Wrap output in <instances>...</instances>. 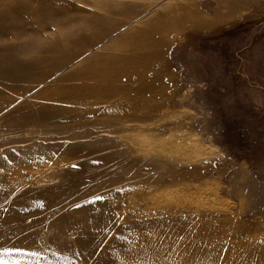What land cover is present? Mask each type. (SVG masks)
Masks as SVG:
<instances>
[{"label": "rangeland", "instance_id": "374dc122", "mask_svg": "<svg viewBox=\"0 0 264 264\" xmlns=\"http://www.w3.org/2000/svg\"><path fill=\"white\" fill-rule=\"evenodd\" d=\"M111 1L0 0V264H264V0H196L174 101L138 123L118 45L171 0ZM167 234L213 248L155 257Z\"/></svg>", "mask_w": 264, "mask_h": 264}, {"label": "crops", "instance_id": "0c3cea01", "mask_svg": "<svg viewBox=\"0 0 264 264\" xmlns=\"http://www.w3.org/2000/svg\"><path fill=\"white\" fill-rule=\"evenodd\" d=\"M125 2L120 0L117 2L111 1L109 5L114 4L115 7L116 4V6H118V8H114L116 15L138 16L142 14L144 10H150V6L153 4L150 3L151 0H132L130 3L127 1ZM127 4L129 6L128 8ZM192 4L193 7L197 9L196 0H193ZM192 4L191 0H177L166 9L169 14L167 12L163 13V16H159V18L158 15L154 17H151V15L147 23L146 20L140 24L130 25L133 27L127 32L131 31V33L119 42L118 51H120L119 53L121 56L124 55L126 62H124L123 67H121L124 71L120 69V71H118V77L116 79H111V88L114 90V94L118 96V101H115V104L119 105V110L121 112L130 113L128 118L126 116L125 118L123 117L125 120H132L138 123L148 118L157 117L160 112L168 109L170 102L174 101L176 90L178 89L176 88L175 82L178 77L176 73L171 70L169 55L174 44L173 35L181 29L177 31L174 28H168L165 29L167 30L165 32L163 25L165 23V17L171 14L174 18H178L179 14H177V12H179L180 9L185 10V8L188 11H182V21L187 19L190 20L189 17L193 15L196 17L195 19L200 21V24H203V20L201 22V19L196 15L198 11L195 9V12L197 11L196 13L191 12V9H193V7H191ZM106 5H108L107 1L104 2V6ZM174 8L175 11H172ZM158 10H160V8L155 12L157 13ZM187 15H189V17ZM192 23L196 24V20ZM91 26H95V23H92ZM124 34L122 36H124ZM138 36L141 37L140 40H136ZM129 37L133 38L130 39ZM140 42L143 46L136 48L138 44L141 45ZM133 45L135 46L132 48ZM127 51L131 52L128 53ZM132 52L136 54H132ZM152 52L153 54H150ZM116 91L117 93H115ZM139 112H146L147 116L141 118L138 115Z\"/></svg>", "mask_w": 264, "mask_h": 264}, {"label": "bare ground", "instance_id": "6f19581e", "mask_svg": "<svg viewBox=\"0 0 264 264\" xmlns=\"http://www.w3.org/2000/svg\"><path fill=\"white\" fill-rule=\"evenodd\" d=\"M177 1V0H176ZM175 0H171L170 1V3H169V7H170V5L171 4H173V3H175L176 2ZM182 1V0H181ZM191 7H193V6H191ZM175 8H176V6H175ZM175 8H174V10H172V11H175ZM166 9H168V8H166ZM165 8H163L162 9V11L160 12V10H159V13L157 14L158 15V18H159V16H163V13H168V11L166 10ZM173 9V8H172ZM195 9L196 8H194L193 7V9H191V12H194V13H196L195 12ZM177 10V9H176ZM184 9H180L179 10V12H177V14H179L178 15V18H174V16L173 15H171L170 14V16H167V17H165L164 19V21H165V23H164V25H163V27H164V30L165 29H168V28H174V29H176V28H181V25H182V23L184 22V21H182V17H183V11ZM197 10V9H196ZM184 11H186V8H185V10ZM190 12V13H191ZM201 12V11H200ZM186 13V12H185ZM169 14V13H168ZM167 14V15H168ZM199 14V13H198ZM156 15V16H157ZM186 15V14H185ZM188 16V15H187ZM189 17V16H188ZM193 16H190L189 17V19H191ZM225 17V16H224ZM196 18V17H195ZM194 18V19H195ZM199 19H201V18H199ZM162 20V19H161ZM188 20V19H187ZM195 21V20H194ZM193 22V21H192ZM200 21L197 19L196 20V24H198ZM201 22H202V19H201ZM204 22V21H203ZM202 24V23H201ZM199 25H200V23H199ZM198 25V26H199ZM205 26V25H204ZM182 27H183V25H182ZM199 28V27H198ZM208 28H210V27H208ZM159 29V28H158ZM167 30H165V32H166ZM185 32V31H184ZM135 33V32H134ZM133 33V34H134ZM132 34V35H133ZM130 39H132L131 37H129ZM140 38L141 37H136V40H140ZM163 38V37H162ZM134 40V39H133ZM134 42H135V40H134ZM134 42H133V44H134ZM137 43H138V41H137ZM141 43V42H140ZM124 44V43H123ZM128 43L126 42V45H127ZM136 44V43H135ZM145 44H147V43H145ZM132 45V44H131ZM128 46V45H127ZM135 45H133L132 46V48L134 47ZM141 46H143V44L141 43V45H137L136 46V48H138V47H141ZM124 48V47H123ZM65 52V51H64ZM118 52H120V51H118ZM122 52V51H121ZM124 52V51H123ZM128 52V51H127ZM129 52H131V51H129ZM128 52V53H129ZM155 53V52H154ZM120 54V53H119ZM132 54H136V53H134V52H132ZM150 54H153V52L152 53H150ZM128 55V54H127ZM118 57H121V54L118 56ZM122 57H124V55L122 56ZM121 57V58H122ZM133 58V57H132ZM149 58V57H148ZM155 58V57H154ZM118 59H120V58H118ZM139 59V58H138ZM128 60V59H127ZM104 68V71L106 70L105 69V67H103ZM103 70V69H102ZM122 70V69H121ZM107 71V70H106ZM122 71H124V70H122ZM135 71V70H134ZM55 72V71H54ZM82 72V71H81ZM128 72V71H127ZM74 73V72H73ZM110 73V72H109ZM106 73H103V76H104V78L105 79H107V77H105L106 75H105ZM75 75V74H74ZM108 75V74H107ZM119 75V72H117V75L116 76H118ZM70 76V75H69ZM72 76V75H71ZM102 76V77H103ZM84 78V77H83ZM87 80H88V78H87ZM99 82H100V79H99ZM105 81H103V83H104ZM30 83V82H29ZM102 83V82H101ZM90 83H84V86H85V89H86V91L88 90V88L90 87H88V85H89ZM30 86V85H29ZM76 88V87H75ZM81 90V89H80ZM84 90V89H83ZM149 90V89H148ZM74 93V92H73ZM147 93V92H146ZM67 94V93H66ZM75 94V93H74ZM73 94V95H74ZM82 94H83V92H82ZM64 95H65V93H64ZM72 95V94H71ZM84 95H85V93H84ZM148 95V94H147ZM48 97V96H47ZM66 98L67 99H70V100H74L71 96H66ZM65 99V98H64ZM63 99V100H64ZM65 101V100H64ZM59 102V101H58ZM76 102V101H75ZM103 103V102H102ZM105 104H107V102H104ZM104 103H103V105H104ZM17 105V104H16ZM76 105V104H75ZM14 107V106H13ZM60 107V106H59ZM65 107V106H64ZM5 109V108H4ZM207 226V225H206ZM207 229V228H206ZM193 230H195V229H193ZM155 231V230H154ZM186 231H187V229H186ZM220 232V231H219ZM179 233V232H178ZM183 233V232H182ZM165 234V233H164ZM200 234V233H199ZM148 235V234H147ZM160 235V234H159ZM163 235V234H162ZM161 235V236H162ZM168 235V234H167ZM166 235V237H164V240H161V239H157V248H155V257L157 256V255H161L160 256V258H166V256L165 255H167V254H173V256H174V254H181L182 255V257L184 258V256H186L187 255V253H188V256H189V252L190 253H192L191 251L192 250H197V246L194 244H191V245H183L182 243L181 244H178L177 243V241L179 240H177L176 242L175 241H173V239H171L172 237H169V235L167 236ZM173 235V234H172ZM184 235H185V233H184ZM139 236V235H138ZM145 236H146V234H145ZM171 236V235H170ZM186 236V235H185ZM201 237V236H200ZM139 238V237H138ZM143 238V237H142ZM162 238V237H161ZM180 238H181V235H180ZM184 238V237H183ZM185 240H186V238H185ZM138 241H139V239H138ZM180 241V240H179ZM153 242H155V241H153ZM164 242V245L162 244ZM196 242H199V243H197V244H203V245H200V247L198 248V249H203L202 247H204L205 249H209V248H213V247H211V245L210 244H207L206 243V238H204V239H197V241ZM141 243V242H140ZM138 244V243H137ZM141 245V244H140ZM143 245V244H142ZM145 245V244H144ZM152 245V244H151ZM156 245V244H155ZM163 245V246H162ZM168 245V246H167ZM138 246V245H137ZM164 246H167L166 248H164ZM228 246V245H227ZM226 246V247H227ZM249 247H251V244H249L248 245ZM156 247V246H155ZM239 247V246H238ZM144 248V247H143ZM245 248V247H244ZM157 249V250H156ZM236 249H238V248H236ZM214 250V253H215V255H217L216 254V251L218 252V254H219V251H220V249L219 248H215V249H213ZM255 250V249H254ZM138 251V250H137ZM263 251V250H262ZM221 253V252H220ZM184 254H186V255H184ZM222 254V253H221ZM238 254V253H237ZM153 255V257H154V254H152ZM181 255H180V258H181ZM184 255V256H183ZM214 255V256H215ZM246 255V254H245ZM124 256V255H123ZM152 257V258H153ZM149 258V257H148ZM159 258V260L161 261V259ZM217 258V257H216ZM219 258V257H218ZM155 259V258H154ZM152 260V261H155V260ZM167 259V258H166ZM179 259V258H178ZM190 259V258H189ZM174 260V259H173ZM173 260H171V261H173ZM150 261V260H149ZM165 261V260H164ZM185 261V260H184ZM259 261V260H258ZM178 262V261H177ZM261 262V261H260ZM153 263V262H152ZM184 263V262H183ZM186 263V262H185ZM163 264V263H162ZM194 264V263H193ZM258 264H261V263H258ZM263 264V263H262Z\"/></svg>", "mask_w": 264, "mask_h": 264}]
</instances>
